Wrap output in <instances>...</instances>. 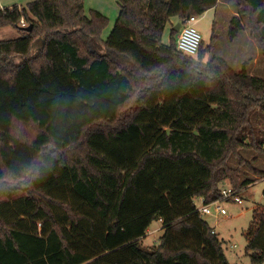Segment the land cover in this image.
<instances>
[{
  "label": "trees",
  "instance_id": "16d2710c",
  "mask_svg": "<svg viewBox=\"0 0 264 264\" xmlns=\"http://www.w3.org/2000/svg\"><path fill=\"white\" fill-rule=\"evenodd\" d=\"M218 1L118 0L105 39L109 18L84 0L0 9V28L22 32L0 40V264H231L196 201L253 184L242 166L264 177L241 153L264 154V78L204 60L216 22L196 56L175 30ZM237 3L229 39L248 28L264 55V0ZM157 220L160 243L144 248ZM245 237L264 264V204Z\"/></svg>",
  "mask_w": 264,
  "mask_h": 264
},
{
  "label": "rangeland",
  "instance_id": "374dc122",
  "mask_svg": "<svg viewBox=\"0 0 264 264\" xmlns=\"http://www.w3.org/2000/svg\"><path fill=\"white\" fill-rule=\"evenodd\" d=\"M32 1L0 0V9L10 8L15 5L23 8L27 7ZM84 4L87 14H90L92 10H97L109 18V23L102 34L105 39L113 29L120 13L118 0H84ZM241 10L237 0H220L216 7L197 17L195 26L202 35L205 47L211 43V37L214 33L213 25L216 22V39L213 42L211 52L206 53L204 60L208 61L213 56H220L225 58L237 70H240L246 63L251 74L264 78L263 50L251 34V30L248 28L242 30L234 41L229 39L230 21ZM21 35V30L14 25L0 28V40L15 39ZM170 38L171 26L168 24L163 40L165 43H169ZM38 44H36L35 50H37ZM254 116L256 123L264 128V114L258 111ZM261 134H264V129ZM241 153L248 160H253V164L257 168L264 170L263 153L253 149H242ZM230 164L233 167L238 166V162L234 158L231 159ZM241 168L244 172L243 178L251 177L255 180L253 184L240 192L243 202L238 203L231 199H224L220 202V205L226 209L227 214L217 216L214 212L215 206H212L214 213L203 215V217L215 229L219 237L224 240V251L231 264H256L251 261V257L246 251L247 240L245 231L253 218L254 206L264 204V177H256L246 166ZM226 186H231L229 181H225L223 187ZM163 226V222L159 220L152 223L141 241L144 248H152L160 243Z\"/></svg>",
  "mask_w": 264,
  "mask_h": 264
},
{
  "label": "built area",
  "instance_id": "2783aa9c",
  "mask_svg": "<svg viewBox=\"0 0 264 264\" xmlns=\"http://www.w3.org/2000/svg\"><path fill=\"white\" fill-rule=\"evenodd\" d=\"M197 17L198 16L196 15H192L182 23L176 40L178 50L190 56H196L198 54L203 42L202 35L195 26ZM20 23L21 26L27 27L24 19H21ZM224 199H231L238 203L243 202L241 193L235 190L232 186H226L222 189V198L220 200L207 204L204 202L203 198H199L196 201L197 210L201 215H209L214 212L217 216L225 215L227 214V211L220 205V202ZM212 206H215L214 212Z\"/></svg>",
  "mask_w": 264,
  "mask_h": 264
},
{
  "label": "water",
  "instance_id": "95a60500",
  "mask_svg": "<svg viewBox=\"0 0 264 264\" xmlns=\"http://www.w3.org/2000/svg\"><path fill=\"white\" fill-rule=\"evenodd\" d=\"M181 25H182V22H181V21H178V22L176 23V25H175V30H176L177 32L180 31V29H181ZM30 29H31L30 26H28V27L25 28L26 31H29Z\"/></svg>",
  "mask_w": 264,
  "mask_h": 264
},
{
  "label": "crops",
  "instance_id": "0c3cea01",
  "mask_svg": "<svg viewBox=\"0 0 264 264\" xmlns=\"http://www.w3.org/2000/svg\"><path fill=\"white\" fill-rule=\"evenodd\" d=\"M219 1H220V0H219ZM219 1H218V2H219Z\"/></svg>",
  "mask_w": 264,
  "mask_h": 264
}]
</instances>
